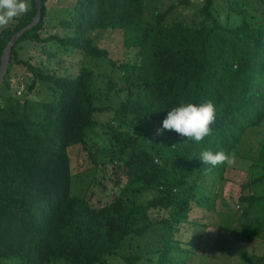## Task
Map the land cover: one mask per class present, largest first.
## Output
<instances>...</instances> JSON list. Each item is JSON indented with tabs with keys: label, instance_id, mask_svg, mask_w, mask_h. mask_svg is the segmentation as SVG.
Instances as JSON below:
<instances>
[{
	"label": "trees",
	"instance_id": "trees-1",
	"mask_svg": "<svg viewBox=\"0 0 264 264\" xmlns=\"http://www.w3.org/2000/svg\"><path fill=\"white\" fill-rule=\"evenodd\" d=\"M247 1L231 0L229 12L234 15L229 22L234 24L223 25L212 13L213 0H203L201 22L187 27L179 21L167 26L165 21L176 7L189 6L190 0L154 10L149 22L144 21L145 0H74L70 19L60 21L64 34L42 39L46 8L41 0L40 22L18 38L9 65L25 67L31 75L29 91L42 83L53 98L40 102L7 97L0 106L1 260L105 264V259L117 256L127 238L144 237L159 227L161 244L144 255L121 257L123 264H188L195 256L193 234L199 229L216 230L238 245L259 239L264 231V143L256 158L249 159L261 174L248 176L239 186L242 207L235 226L232 214H218L214 207L229 164L204 166L197 157L203 150H223L234 159L246 134L264 131V24L233 6ZM27 4L13 29L0 32V60L12 35L36 15L35 0ZM94 31L138 33L137 59L126 64L135 79L113 110L94 103L95 73L86 63L109 59L106 49L90 36ZM23 42L55 43L56 52L63 57L79 54L84 64H79L76 76L65 70L48 72L18 59L16 46ZM112 87L122 92L116 84ZM204 100H212L217 113L211 134L202 141H184L187 138L166 130L153 145L151 135H135L143 123L160 126L166 111L181 102ZM108 113L111 140L129 156L116 168L130 191L135 195L156 191L153 198L129 210L117 195L98 208L71 195L68 149L85 146L86 131L100 125L96 116ZM185 177L201 182L183 193ZM204 180H216L218 191L208 195L201 186ZM195 210L200 214L193 215Z\"/></svg>",
	"mask_w": 264,
	"mask_h": 264
},
{
	"label": "rangeland",
	"instance_id": "rangeland-1",
	"mask_svg": "<svg viewBox=\"0 0 264 264\" xmlns=\"http://www.w3.org/2000/svg\"><path fill=\"white\" fill-rule=\"evenodd\" d=\"M177 2L178 0H145L146 19L144 21H150L148 19L154 10H157L156 12L165 11L170 6L176 5ZM202 5L203 0H190L189 6L176 7L167 16L165 24L168 26L179 21L187 27H196L202 20L199 14V9ZM230 5L231 0H213L212 13L223 25L234 24V22H229V17L234 15V13L229 12ZM44 6L46 8V16L40 37L46 39L51 35H63L64 31L60 28V21L70 19L74 0H45ZM233 6L236 9L249 11L256 16L258 22H263L264 24V0H248L245 3ZM22 15L20 14L13 18L7 24L0 25V32L5 29H13ZM90 36L99 47L106 49L109 58L108 60H92L86 63V67H89L95 73L92 85L94 103L97 107H109L113 110L124 98L127 87L135 79L134 71L126 64L132 65L131 63L137 59L138 33L134 31H94ZM16 51L19 60L41 66L52 73L62 74L65 70L70 75L76 76L80 70L79 64L80 66L84 64V62L80 63L82 58L79 54L63 57L60 52H56V44L52 42L42 44L23 42L16 46ZM30 77L31 75L27 73L23 65L15 63L11 66L9 65L0 85V106H2L3 100L7 97L20 100L32 99L40 102L50 101L53 97L48 85L38 83L34 90H28L31 83ZM113 83L122 92L116 93L117 89L112 90ZM110 116L109 113L96 116L100 125L86 131L85 146H74L68 149L72 175L71 195L85 198L95 208L104 206L117 195L122 200L124 207L129 210L132 205L145 203L153 198L156 195V191H148L140 195H135L130 191V187L126 184V177L120 169L116 168L120 163L119 161H126L129 156L121 150L123 149L122 147H118L111 140L107 129V122ZM140 127L141 130L135 135L140 136L143 133H147V135L152 137L150 144L157 145L154 139L157 136L156 129L160 126L143 123ZM263 143L264 131L262 129H255L246 134L237 151L238 156H235L225 171L223 186L220 188V196L215 200L214 207L215 212L218 214H232L234 226L239 224L237 222L239 216L237 213L241 211L242 207L238 203L239 186L247 182L248 176L250 177L249 179H254L261 174L259 168L250 166L249 159L253 160L256 158L259 146ZM183 179L184 185L180 187L183 193L190 192V188H194L196 183L201 182L196 181L193 177H185ZM201 186L206 189L205 192L208 191V195L211 194L209 192L218 191L216 187H219L216 180H204ZM201 195L202 193L199 192L198 196ZM195 214L200 213L195 210L193 215ZM188 235L189 232L186 233V237ZM193 235L197 247L194 252L195 256L187 261L188 264H262L264 231L259 233V239L254 243L240 245L233 243L232 239L213 229L208 231L199 229ZM161 240L162 231L160 227L153 229L141 238L129 237L125 240L123 248L118 251L117 256L105 259V264H123L121 257L129 254L144 255L156 249L161 244ZM0 264L19 263L0 259ZM50 264L67 263L60 261Z\"/></svg>",
	"mask_w": 264,
	"mask_h": 264
},
{
	"label": "clouds",
	"instance_id": "clouds-1",
	"mask_svg": "<svg viewBox=\"0 0 264 264\" xmlns=\"http://www.w3.org/2000/svg\"><path fill=\"white\" fill-rule=\"evenodd\" d=\"M28 10L27 0H0V25L7 24L13 18ZM216 105L212 100L199 103L181 102L166 111L165 118L156 135L168 130L183 139L200 142L212 132V125L216 120ZM204 166L215 167L221 164H231L233 156L223 150H203L198 156Z\"/></svg>",
	"mask_w": 264,
	"mask_h": 264
},
{
	"label": "water",
	"instance_id": "water-1",
	"mask_svg": "<svg viewBox=\"0 0 264 264\" xmlns=\"http://www.w3.org/2000/svg\"><path fill=\"white\" fill-rule=\"evenodd\" d=\"M35 5H36V15L34 19L28 25H26L23 29H21L19 32L12 35L11 39L8 41V43L6 44L2 52L1 60H0V85L9 67L12 47L14 46V44L16 43V41L22 34L30 31L40 22L41 6H42L41 0H35Z\"/></svg>",
	"mask_w": 264,
	"mask_h": 264
}]
</instances>
